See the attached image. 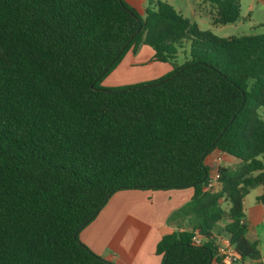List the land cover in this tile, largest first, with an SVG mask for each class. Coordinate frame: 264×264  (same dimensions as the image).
Returning <instances> with one entry per match:
<instances>
[{
	"label": "trees",
	"instance_id": "16d2710c",
	"mask_svg": "<svg viewBox=\"0 0 264 264\" xmlns=\"http://www.w3.org/2000/svg\"><path fill=\"white\" fill-rule=\"evenodd\" d=\"M208 2L214 25L241 18L239 0ZM140 45L172 70L103 86ZM260 109L264 31L218 37L162 0L143 17L124 0H0V264H116L80 230L115 192L184 188L160 264H262L243 220V197L264 185ZM213 151L237 160L219 167L216 191Z\"/></svg>",
	"mask_w": 264,
	"mask_h": 264
},
{
	"label": "crops",
	"instance_id": "0c3cea01",
	"mask_svg": "<svg viewBox=\"0 0 264 264\" xmlns=\"http://www.w3.org/2000/svg\"><path fill=\"white\" fill-rule=\"evenodd\" d=\"M259 1L264 3V0ZM127 53L135 54L131 51ZM151 56L152 50L148 54V61ZM134 59L131 60V65H134ZM151 63L162 64L155 68V73L159 75L170 72L165 63ZM218 153L213 151L207 155L205 163L213 162ZM236 164L235 158L222 154L221 166L234 167ZM263 191L264 185H258L251 188L243 197L246 237L250 242L256 243L262 264H264V203L258 202L256 197ZM191 195V188L115 192L97 215L80 230L79 239L95 254L116 264H160L161 255L155 252L156 244L164 234L177 228L176 222L169 221L168 218L173 211L184 205ZM222 206L227 210L230 204L223 202Z\"/></svg>",
	"mask_w": 264,
	"mask_h": 264
},
{
	"label": "rangeland",
	"instance_id": "374dc122",
	"mask_svg": "<svg viewBox=\"0 0 264 264\" xmlns=\"http://www.w3.org/2000/svg\"><path fill=\"white\" fill-rule=\"evenodd\" d=\"M124 1L133 7L141 17L144 16L145 9L149 7V2H152L151 0ZM162 1L167 2L184 17L194 22L200 30H210L218 37L259 34L264 31V3L259 0H239L241 18L235 23L218 25L212 24V15L215 10L214 6L210 5L208 0ZM188 51L189 45L185 44L177 53L175 59L176 65H180L189 59ZM150 52L149 47L140 45L134 55L127 53L119 65L103 79L101 84L106 87L131 85L139 82L152 81L164 75L155 73V68L162 66V64L149 62L147 57ZM133 58H135V62L133 63L134 65H131ZM141 59L144 61L141 62ZM164 65L169 71L172 70L171 64L165 63ZM259 112L263 114L264 111L260 109Z\"/></svg>",
	"mask_w": 264,
	"mask_h": 264
},
{
	"label": "built area",
	"instance_id": "2783aa9c",
	"mask_svg": "<svg viewBox=\"0 0 264 264\" xmlns=\"http://www.w3.org/2000/svg\"><path fill=\"white\" fill-rule=\"evenodd\" d=\"M222 154L221 152H219L216 157L214 158V161L207 164L208 168H209V172H208V179H207V183H206V189L212 190V191H216L218 190L220 187V183H219V167L221 166V162H222ZM192 241L196 244L198 243V239L197 237H193ZM228 254V257L225 259V261L228 262H233L236 260V257L233 253H231L230 251L226 252Z\"/></svg>",
	"mask_w": 264,
	"mask_h": 264
}]
</instances>
